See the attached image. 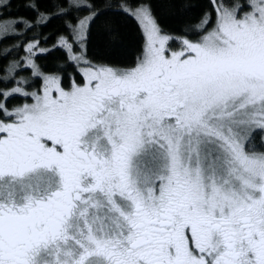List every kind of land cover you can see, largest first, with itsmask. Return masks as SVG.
I'll return each instance as SVG.
<instances>
[{
    "label": "snow or ice",
    "instance_id": "6c2138e0",
    "mask_svg": "<svg viewBox=\"0 0 264 264\" xmlns=\"http://www.w3.org/2000/svg\"><path fill=\"white\" fill-rule=\"evenodd\" d=\"M20 6L0 0V264H264V0Z\"/></svg>",
    "mask_w": 264,
    "mask_h": 264
},
{
    "label": "trees",
    "instance_id": "16d2710c",
    "mask_svg": "<svg viewBox=\"0 0 264 264\" xmlns=\"http://www.w3.org/2000/svg\"><path fill=\"white\" fill-rule=\"evenodd\" d=\"M53 0H40V3L42 6L50 7ZM166 0H158V3H165ZM24 0H13V9H12V15H24V16H31L32 12L30 9H27L23 6H20L18 9L15 7L16 5H23ZM161 11L164 13L165 16H167V10L161 9ZM58 23V20L54 19L49 24H47L44 28V31H48L50 28L55 27V25ZM136 34L133 31H128L125 35V39L122 43V45L114 48L115 54L123 59H131L133 55V50L136 46ZM11 41H6L5 43H10ZM58 53H54V55H57Z\"/></svg>",
    "mask_w": 264,
    "mask_h": 264
}]
</instances>
